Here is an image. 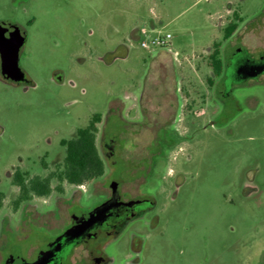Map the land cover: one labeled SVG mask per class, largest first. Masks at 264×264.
Instances as JSON below:
<instances>
[{"label":"rangeland","instance_id":"rangeland-1","mask_svg":"<svg viewBox=\"0 0 264 264\" xmlns=\"http://www.w3.org/2000/svg\"><path fill=\"white\" fill-rule=\"evenodd\" d=\"M4 28L26 34L27 80L0 57V264H37L69 232L71 264H264V0H0ZM160 33L168 47L141 45ZM244 63L261 69L239 80ZM95 112L105 174L11 213L16 167L54 168ZM114 195L130 206L107 218Z\"/></svg>","mask_w":264,"mask_h":264},{"label":"trees","instance_id":"trees-1","mask_svg":"<svg viewBox=\"0 0 264 264\" xmlns=\"http://www.w3.org/2000/svg\"><path fill=\"white\" fill-rule=\"evenodd\" d=\"M242 21L243 18L239 12L235 11L234 20L228 22L224 29V39L231 38ZM207 63L214 74L208 77V82L212 83L215 77L223 74L225 68L218 44L214 45L212 52L208 55ZM101 122L102 114L95 112L88 124L78 128L74 136L62 139L61 144L65 148L62 161L54 168H49L45 159L41 160L43 168L47 170L45 174H33L17 166L10 179L11 186L17 188L11 200L10 212H17L24 203L45 199L53 194L63 195L66 186L89 184L103 176L106 171V161L98 146ZM5 200L6 194L0 190V212L5 207Z\"/></svg>","mask_w":264,"mask_h":264},{"label":"flooded vegetation","instance_id":"flooded-vegetation-1","mask_svg":"<svg viewBox=\"0 0 264 264\" xmlns=\"http://www.w3.org/2000/svg\"><path fill=\"white\" fill-rule=\"evenodd\" d=\"M9 28H4L3 30L8 31ZM229 67V66H228ZM261 69V67H258L256 65H250V64H242L240 66L237 67L236 73L237 78L243 79L244 76H250L252 75V73L256 72V70ZM231 72L227 70L225 71L224 74V79L225 82H232V75L230 74ZM130 203H121L118 196L114 195L110 200H108V202L106 203V207H107V213H106V217L110 218L114 215H118L120 213H125L127 211V209L129 208ZM88 227L85 229L84 233H83V238L81 240L84 239V236H86V234H88ZM71 232L67 233L66 235H64L62 238H60L55 245L51 248V250H49L46 254H43L42 258L39 260V263L37 264H71L68 262H64L65 259H67L70 254H72L74 247L81 243L82 241H79V243H76L74 245H71ZM85 264V263H84ZM86 264H90L89 262H87Z\"/></svg>","mask_w":264,"mask_h":264},{"label":"water","instance_id":"water-1","mask_svg":"<svg viewBox=\"0 0 264 264\" xmlns=\"http://www.w3.org/2000/svg\"><path fill=\"white\" fill-rule=\"evenodd\" d=\"M26 34L20 28L0 29V57L2 75L12 81L27 80L24 70L19 66L20 48Z\"/></svg>","mask_w":264,"mask_h":264},{"label":"built area","instance_id":"built-area-1","mask_svg":"<svg viewBox=\"0 0 264 264\" xmlns=\"http://www.w3.org/2000/svg\"><path fill=\"white\" fill-rule=\"evenodd\" d=\"M143 34H146L147 31L143 28ZM172 34L171 33H160L154 36H151L148 40L141 41V45L145 48L147 47H168L171 43Z\"/></svg>","mask_w":264,"mask_h":264},{"label":"crops","instance_id":"crops-1","mask_svg":"<svg viewBox=\"0 0 264 264\" xmlns=\"http://www.w3.org/2000/svg\"><path fill=\"white\" fill-rule=\"evenodd\" d=\"M156 29V28H155ZM162 54V53H161ZM160 55V54H159ZM165 56V54H163ZM178 67V66H177ZM161 69V72L160 74H164L166 71L170 70L173 72V75H174V83L176 84V77L178 76L177 75V68H175V66H171V65H168V59L167 57L165 56L164 57V60H162V64L159 65V70ZM212 76L211 74H209V77Z\"/></svg>","mask_w":264,"mask_h":264}]
</instances>
